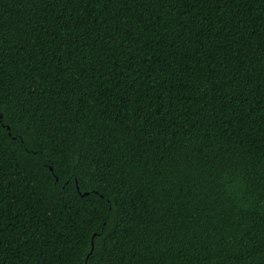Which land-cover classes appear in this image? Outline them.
Masks as SVG:
<instances>
[{
	"label": "trees",
	"instance_id": "trees-1",
	"mask_svg": "<svg viewBox=\"0 0 264 264\" xmlns=\"http://www.w3.org/2000/svg\"><path fill=\"white\" fill-rule=\"evenodd\" d=\"M0 110V264H264V0H0Z\"/></svg>",
	"mask_w": 264,
	"mask_h": 264
},
{
	"label": "snow or ice",
	"instance_id": "snow-or-ice-1",
	"mask_svg": "<svg viewBox=\"0 0 264 264\" xmlns=\"http://www.w3.org/2000/svg\"><path fill=\"white\" fill-rule=\"evenodd\" d=\"M0 121H4V112L0 110ZM107 237H101L99 240L96 241L95 250H98L99 247L102 245L103 241L106 240Z\"/></svg>",
	"mask_w": 264,
	"mask_h": 264
},
{
	"label": "water",
	"instance_id": "water-1",
	"mask_svg": "<svg viewBox=\"0 0 264 264\" xmlns=\"http://www.w3.org/2000/svg\"><path fill=\"white\" fill-rule=\"evenodd\" d=\"M85 194H87V192ZM85 264H87V263L85 262Z\"/></svg>",
	"mask_w": 264,
	"mask_h": 264
}]
</instances>
